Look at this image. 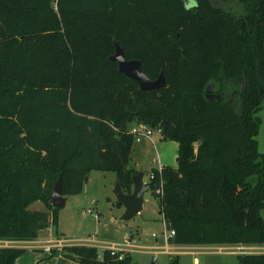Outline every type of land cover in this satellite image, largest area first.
Segmentation results:
<instances>
[{"label":"trees","instance_id":"obj_1","mask_svg":"<svg viewBox=\"0 0 264 264\" xmlns=\"http://www.w3.org/2000/svg\"><path fill=\"white\" fill-rule=\"evenodd\" d=\"M115 44L165 86L141 90L110 58ZM263 101L264 0H0V240L57 225L59 175L63 196L93 170L130 193L128 125L142 122L177 143L176 166L151 169L169 244H264ZM23 252L0 247V264ZM64 256L132 264L89 245ZM237 259L264 264V252Z\"/></svg>","mask_w":264,"mask_h":264},{"label":"rangeland","instance_id":"obj_2","mask_svg":"<svg viewBox=\"0 0 264 264\" xmlns=\"http://www.w3.org/2000/svg\"><path fill=\"white\" fill-rule=\"evenodd\" d=\"M184 1L185 3H189V0ZM236 9L237 6L234 10ZM256 116L259 118V128L254 138L258 144V151L264 153V101L261 103ZM154 133L156 137L160 134L157 131ZM159 142L162 143L161 147V143H157L156 152L152 150L150 155L153 157L158 156L162 163L175 167L177 143L170 140H159ZM151 156L143 158L141 162L144 180L148 178L147 169L149 164L146 163L148 162V158L151 160ZM156 163H153V165L158 166ZM114 179L115 173L113 172L93 171L90 178L83 184L81 192L67 197L66 204L59 209L57 225L50 224L48 228L42 230L41 234L43 233L45 240L49 238L55 239L56 237L65 240L58 242L62 253H65L66 247L70 245L92 243L95 244L101 258L105 242L109 244H111L110 242H117L125 246L129 245L133 249L131 253L132 264H167V255L160 251L162 244H165L164 233L166 232V228L162 221V215L158 210V196L150 188L144 194L145 206L143 211L129 220H121L120 206L117 205V200L113 194ZM91 199H93V202ZM37 204L41 203L35 202L29 207H35ZM95 207H97L98 212L94 209ZM260 215L264 219V210H261ZM151 233H156V237H152ZM17 245L16 241L0 243L1 247H16ZM225 246L230 247H225L223 251L215 253V255H203V253L199 254L198 252L194 254H181L179 262L170 264H194V257L200 260L199 264H239L237 254L264 251V249L251 247V244L232 247L231 245ZM35 252L42 253L41 250ZM154 252L158 253L157 261L152 262L151 255ZM30 256V253L24 254L23 257L21 255L24 264L30 262V260H26ZM168 256L169 260L172 261L174 259V251L170 250ZM39 260L38 262H42L44 258H40ZM53 263L56 264L55 262Z\"/></svg>","mask_w":264,"mask_h":264},{"label":"crops","instance_id":"obj_3","mask_svg":"<svg viewBox=\"0 0 264 264\" xmlns=\"http://www.w3.org/2000/svg\"><path fill=\"white\" fill-rule=\"evenodd\" d=\"M138 123L139 122L130 123L128 125V131L132 127H136ZM155 131H157L159 133L158 130L153 131L152 141L148 140L147 138H142L141 141H139V142H137V141L133 142L131 153H130L129 166L131 168H133L134 170H136L137 172H139V171L143 172V168L141 167L142 166L141 162H142L143 158H145L147 156H151L150 152L152 150H155V148H157L156 144L161 143V142H159V140L161 141L160 134L157 137L154 136ZM161 145H162V143L160 144V147H161ZM155 152H156V150H155ZM156 162H158V163H156ZM153 163L158 164V166L153 165ZM146 164H149L147 172L151 171L152 168L159 169L162 165H166V164L161 162V159L159 160L158 156L157 157L151 156V160H149V158H148V162ZM93 171H90L88 173L86 181L90 178V175ZM108 172H110V171H108ZM114 182L116 183V175H115V179L113 180V183ZM70 196H72V195H70ZM65 197H66V200H65V204H66L68 196H65ZM91 200L93 202V199H91ZM37 202H39V201H36V203ZM34 203H32L31 205H33ZM144 206H145V199L143 201V207H142V210L140 212L143 211ZM29 209H31V210H42L43 205L37 204L35 207H31V208L29 207ZM94 209L98 212L97 207H95ZM119 211H120V214L123 213L124 208L122 205H120ZM41 232H42V230L39 232V235L33 240L16 241L18 243V245L16 247H20V248L24 249V252L21 254L22 257L24 254L30 253L31 256L26 258V260H30V262L28 264H54L53 262H55L56 264H79L76 260L65 257L64 253L61 252V248L58 246V242H61V240L62 241H65V240H63L60 237H56L55 239L49 238V239L45 240V238L43 237V233L41 234ZM1 242H4V241L0 240V243ZM5 242H7V241H5ZM105 243L106 244L104 245V247L109 244L108 242H105ZM110 243H117V242H110ZM74 245H77V244H74ZM79 245H82V244H79ZM84 245L95 246V244H92V243L84 244ZM232 246H237V245H231V247ZM104 247H103V250H104ZM161 247H162V249L160 251L164 252L167 255V262L170 264V263L179 262V258H180L181 254H194V253L198 252L199 254L203 253V255H215V253L223 251V249H225V247H230V246L177 245V244H169L168 243V251H170V250L174 251V259L172 261L169 260L168 253L166 252V250H164L165 244H162ZM215 247H217V248H215ZM251 247H255L256 249L260 248L262 250V249H264V244H258V245H254V246L251 245ZM48 248H50V249H48ZM126 248H127V252H129V254L131 256L133 249L129 245H127ZM37 250H41L42 253H36L35 251H37ZM209 250H215V251H209ZM27 251H29V252H27ZM262 252H264V251L262 250ZM21 255L19 257H17V259L15 260V264H24V262H23L24 260H22ZM40 258H42V259L44 258V260L42 262H38V261H40L39 260ZM131 261H132V256H131ZM151 261H152V259H151ZM34 262H36V263H34ZM193 263L199 264L200 260L198 258L194 257Z\"/></svg>","mask_w":264,"mask_h":264},{"label":"water","instance_id":"obj_4","mask_svg":"<svg viewBox=\"0 0 264 264\" xmlns=\"http://www.w3.org/2000/svg\"><path fill=\"white\" fill-rule=\"evenodd\" d=\"M186 4L188 7L193 8L196 6V0H189V3ZM110 58L117 62L120 72L137 82L141 90L159 89L165 86V79L162 73L156 79H151L142 71L138 60L126 59L119 45L115 44V51ZM131 181L132 190L128 194L121 190L117 181L113 188V194L117 202L124 208L123 213L120 215L121 220H129L140 213L143 207L144 194L150 189V182L144 180V173L142 171L132 174ZM61 184L62 180L59 175L51 190V204L59 208L65 205L66 200V197L61 194Z\"/></svg>","mask_w":264,"mask_h":264},{"label":"built area","instance_id":"obj_5","mask_svg":"<svg viewBox=\"0 0 264 264\" xmlns=\"http://www.w3.org/2000/svg\"><path fill=\"white\" fill-rule=\"evenodd\" d=\"M129 131L133 134L134 141L139 142V141H141L142 138H147L148 140L152 141V134H153L154 129L150 128L148 125H146V124H144L142 122H139L136 127H132ZM146 181L150 182V188H151V183L153 181V183H154V188H153L154 193L157 196H161L162 195V181H161V179L156 182L154 174L151 171H149L148 172V178H147ZM88 211H89V209H88ZM162 221H163V224L165 226V222H164L163 217H162ZM173 235H174V231L166 229V232L164 233V242H165L164 250H166L167 253H169V251H168V243H169L168 239H169V237H171ZM151 236L152 237H156V233H151ZM1 241L5 242L7 240H1ZM126 247L127 246H125L123 244L111 243V244H108L107 246H105L104 249L108 250L111 255H114L118 259H120L127 252V248ZM157 254H158L157 252L152 253V256H151L152 258L151 259H152L153 262H155L157 260Z\"/></svg>","mask_w":264,"mask_h":264}]
</instances>
